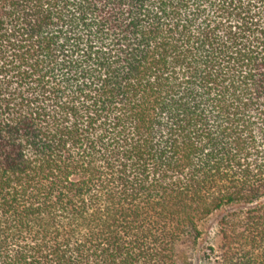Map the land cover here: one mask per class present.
Instances as JSON below:
<instances>
[{"label":"trees","instance_id":"16d2710c","mask_svg":"<svg viewBox=\"0 0 264 264\" xmlns=\"http://www.w3.org/2000/svg\"><path fill=\"white\" fill-rule=\"evenodd\" d=\"M0 264H264V0H0Z\"/></svg>","mask_w":264,"mask_h":264},{"label":"rangeland","instance_id":"374dc122","mask_svg":"<svg viewBox=\"0 0 264 264\" xmlns=\"http://www.w3.org/2000/svg\"><path fill=\"white\" fill-rule=\"evenodd\" d=\"M214 226H215V217L212 216L209 219L206 220L203 228L205 235L201 238V241L199 242V247L206 246V243L209 242L207 239H211L214 234Z\"/></svg>","mask_w":264,"mask_h":264}]
</instances>
